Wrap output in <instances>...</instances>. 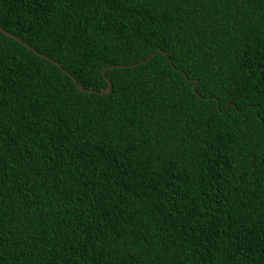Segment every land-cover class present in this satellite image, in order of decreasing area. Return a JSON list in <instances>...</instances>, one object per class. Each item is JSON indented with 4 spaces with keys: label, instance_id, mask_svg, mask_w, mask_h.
<instances>
[{
    "label": "trees",
    "instance_id": "trees-1",
    "mask_svg": "<svg viewBox=\"0 0 264 264\" xmlns=\"http://www.w3.org/2000/svg\"><path fill=\"white\" fill-rule=\"evenodd\" d=\"M0 28V264H264V0H0Z\"/></svg>",
    "mask_w": 264,
    "mask_h": 264
},
{
    "label": "water",
    "instance_id": "water-1",
    "mask_svg": "<svg viewBox=\"0 0 264 264\" xmlns=\"http://www.w3.org/2000/svg\"><path fill=\"white\" fill-rule=\"evenodd\" d=\"M0 32L1 33H4V34H6V35H9V36H11L14 40H16L17 42H19V43H21L22 45H25L20 39H18L17 37H15V36H13L12 34H10V33H8L7 31H5V30H3V29H1L0 28ZM28 49L30 50V51H32L33 53H36V54H39L38 52H36L34 49H32L31 47H28ZM158 52H161V51H158ZM161 53H163V52H161ZM155 54V52H153L152 53V55L151 56H153ZM164 54V53H163ZM41 57H46V56H44V55H41V54H39ZM151 56H149L148 58H146L143 62H145V61H147V60H149L150 58H151ZM47 58V57H46ZM51 62H53L54 64H56L57 65V63L55 62V61H53L52 59H50V58H48ZM140 62H138V63H135V64H132V65H129V66H135V65H137V64H139ZM62 71H64L61 67H59ZM72 80H73V82L75 83V85H76V82H75V80L72 78ZM195 83H196V81L194 80V85H195ZM194 85H193V88H194ZM78 88H79V86L78 85H76ZM80 90H83V89H81V88H79ZM110 90V84L108 83V90L107 91H104V92H99V94H103V93H107L108 91Z\"/></svg>",
    "mask_w": 264,
    "mask_h": 264
},
{
    "label": "snow or ice",
    "instance_id": "snow-or-ice-1",
    "mask_svg": "<svg viewBox=\"0 0 264 264\" xmlns=\"http://www.w3.org/2000/svg\"><path fill=\"white\" fill-rule=\"evenodd\" d=\"M105 91H107V90H105ZM156 147L157 148H163V146L159 143V141H157ZM2 239H3V237L0 236V240H2Z\"/></svg>",
    "mask_w": 264,
    "mask_h": 264
}]
</instances>
